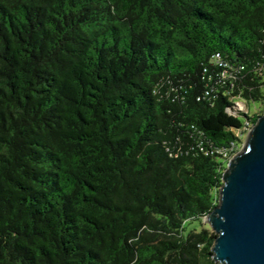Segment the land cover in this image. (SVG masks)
Listing matches in <instances>:
<instances>
[{"label": "trees", "instance_id": "16d2710c", "mask_svg": "<svg viewBox=\"0 0 264 264\" xmlns=\"http://www.w3.org/2000/svg\"><path fill=\"white\" fill-rule=\"evenodd\" d=\"M236 101L264 0H0V264H217Z\"/></svg>", "mask_w": 264, "mask_h": 264}, {"label": "water", "instance_id": "95a60500", "mask_svg": "<svg viewBox=\"0 0 264 264\" xmlns=\"http://www.w3.org/2000/svg\"><path fill=\"white\" fill-rule=\"evenodd\" d=\"M204 223L216 234L217 264H264V112L227 162L217 207Z\"/></svg>", "mask_w": 264, "mask_h": 264}, {"label": "built area", "instance_id": "2783aa9c", "mask_svg": "<svg viewBox=\"0 0 264 264\" xmlns=\"http://www.w3.org/2000/svg\"><path fill=\"white\" fill-rule=\"evenodd\" d=\"M219 61H218V65L221 68H224L225 70L222 72L221 75V79L225 78V76L228 74L227 69L230 67L229 64L227 62H225L224 60L220 59L218 57ZM232 75H230V77H232ZM209 94V93H208ZM230 114L235 115V116H239L240 113H245V114H250V107L243 101H236L234 107L231 109H229ZM254 126V124H252L249 120L246 121L244 127L240 130L239 132V136L242 139V143L245 140V138L247 137L248 133L250 132V130L252 129V127ZM242 144H239V146H241ZM241 149V147H237V145L235 143H233L230 148L225 149V150H221L218 151L220 154L224 155L226 158H228V161L231 160L236 154L237 152Z\"/></svg>", "mask_w": 264, "mask_h": 264}, {"label": "rangeland", "instance_id": "374dc122", "mask_svg": "<svg viewBox=\"0 0 264 264\" xmlns=\"http://www.w3.org/2000/svg\"><path fill=\"white\" fill-rule=\"evenodd\" d=\"M263 112H264V102L251 103L250 104V114H251V116H256V115H260L261 116L263 114ZM244 142H245V140L243 141V143L241 145V148L243 147Z\"/></svg>", "mask_w": 264, "mask_h": 264}]
</instances>
